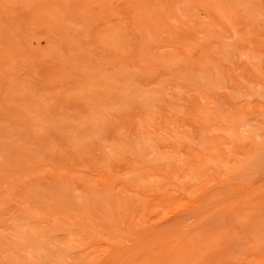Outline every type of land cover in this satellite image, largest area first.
Returning <instances> with one entry per match:
<instances>
[{"label": "rangeland", "instance_id": "1", "mask_svg": "<svg viewBox=\"0 0 264 264\" xmlns=\"http://www.w3.org/2000/svg\"><path fill=\"white\" fill-rule=\"evenodd\" d=\"M0 264H264V0H0Z\"/></svg>", "mask_w": 264, "mask_h": 264}]
</instances>
